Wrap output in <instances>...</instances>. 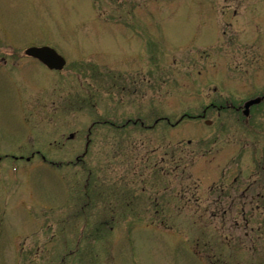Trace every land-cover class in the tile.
Returning <instances> with one entry per match:
<instances>
[{"label": "rangeland", "instance_id": "374dc122", "mask_svg": "<svg viewBox=\"0 0 264 264\" xmlns=\"http://www.w3.org/2000/svg\"><path fill=\"white\" fill-rule=\"evenodd\" d=\"M217 37L214 0H0V264H264V103L214 112Z\"/></svg>", "mask_w": 264, "mask_h": 264}, {"label": "flooded vegetation", "instance_id": "af4514ba", "mask_svg": "<svg viewBox=\"0 0 264 264\" xmlns=\"http://www.w3.org/2000/svg\"><path fill=\"white\" fill-rule=\"evenodd\" d=\"M214 25L218 37L213 51V82L214 93H220L216 96L218 99L214 96V112H234L238 118L240 114L249 116L259 103H264V0H214ZM220 48L225 49L224 54L220 53ZM224 85L230 86L231 89V93H227L225 97L222 95ZM235 90L244 95L243 100L238 99L241 103L238 106L233 100L230 101L234 98ZM147 96L149 104L153 98L152 95ZM256 98H260L259 103L246 108V103ZM219 100L225 101L219 104ZM153 115V112L149 113L150 121L147 120V124L140 116H137L136 120L127 119L121 125L109 123L115 130L133 125L132 127H137L138 130L149 131L154 127ZM261 169L264 170V166ZM259 175L254 174L252 177ZM261 176L264 178V173H261ZM257 195L264 197V190L258 191Z\"/></svg>", "mask_w": 264, "mask_h": 264}, {"label": "water", "instance_id": "95a60500", "mask_svg": "<svg viewBox=\"0 0 264 264\" xmlns=\"http://www.w3.org/2000/svg\"><path fill=\"white\" fill-rule=\"evenodd\" d=\"M25 53L29 56L37 58L43 62L50 69H62L66 63L65 58L60 55L54 48L49 46H31L25 50ZM260 99L249 100L246 103V108L253 103L259 102Z\"/></svg>", "mask_w": 264, "mask_h": 264}]
</instances>
